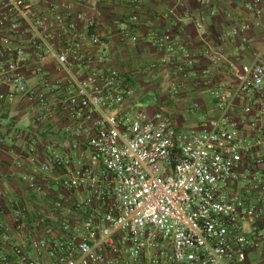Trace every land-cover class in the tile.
I'll return each instance as SVG.
<instances>
[{
    "label": "built area",
    "instance_id": "obj_1",
    "mask_svg": "<svg viewBox=\"0 0 264 264\" xmlns=\"http://www.w3.org/2000/svg\"><path fill=\"white\" fill-rule=\"evenodd\" d=\"M77 2L0 0V103L25 96L49 115L44 101L56 92V110L75 120L85 146L76 161L50 153L39 163L56 172L59 192L49 208L21 203L0 220V264H264V39L245 63L201 51L207 65L225 62L229 81L202 71L215 113L183 131L161 111L121 108L98 22ZM250 10L264 18V0ZM249 27L218 40L244 44ZM153 41L173 52L168 36ZM46 59L61 76L28 88ZM27 153L33 160V144ZM27 187L49 193L33 178Z\"/></svg>",
    "mask_w": 264,
    "mask_h": 264
},
{
    "label": "crops",
    "instance_id": "obj_2",
    "mask_svg": "<svg viewBox=\"0 0 264 264\" xmlns=\"http://www.w3.org/2000/svg\"><path fill=\"white\" fill-rule=\"evenodd\" d=\"M250 5L251 0H79L76 9L98 22L97 29H92V32L102 42L103 70H114L121 79L122 109L135 108L134 100L138 94L132 91L133 82L149 78L152 72H159L160 69L168 71L171 79L170 68L182 70L181 65H184L190 68L185 78L190 73L196 75L195 79L183 83L184 89L197 96L203 93L208 97L207 105L204 99L194 100L193 111L204 112V117H208L215 113L209 98L213 86L205 84L202 71L206 70L208 78L227 83L229 78L224 75L225 62H247L251 51L259 48L263 42L264 18L256 22ZM196 22H201L200 29L195 28ZM242 23L250 25L244 44H235L221 37L218 40V36L227 37L233 27ZM121 31H125L128 37L122 38ZM157 35L168 36L173 46L171 54L157 48L153 41ZM206 47L220 51L225 62L217 66L207 65L200 57ZM184 54L188 55L187 59L183 57ZM166 56L170 58L169 61ZM56 76L61 75L56 74L54 62L46 59L36 75L28 73L27 87L38 86L44 78L55 80ZM161 82L164 83V80ZM50 95L44 101L52 106L49 115L43 114L41 105L25 96L17 97L13 102L0 103L2 222L10 220V212L17 204L49 208L51 195L59 192L58 179L55 171L40 172L39 163L50 153L67 155L76 161L80 150L85 149L82 135L75 130V120L57 111L54 106L56 92ZM155 110L160 111L153 106L146 111ZM173 116L169 118L165 115L176 129L189 130L196 125L186 123L183 116ZM30 144L35 148L31 161L27 153ZM30 178L49 193L43 196L29 189L27 182Z\"/></svg>",
    "mask_w": 264,
    "mask_h": 264
},
{
    "label": "rangeland",
    "instance_id": "obj_3",
    "mask_svg": "<svg viewBox=\"0 0 264 264\" xmlns=\"http://www.w3.org/2000/svg\"><path fill=\"white\" fill-rule=\"evenodd\" d=\"M166 75H169V72L160 69L159 72H152L149 78L133 82L132 91L138 94L137 99L134 100L135 109L146 111L148 107L153 106L169 118L171 115H175L177 117L183 116L186 123H197L202 121L205 113L193 111L194 100L198 98L204 99V103L207 105V95L200 93L197 96L187 91V89H184L182 86L184 82L195 79L196 75L190 73L187 78L183 80L172 75L170 79L171 85L167 89L165 88L166 82H161L162 79H166ZM204 77L207 76L205 75ZM175 116L173 117L175 118ZM173 120L177 121L176 119ZM178 130L182 129L178 128Z\"/></svg>",
    "mask_w": 264,
    "mask_h": 264
},
{
    "label": "trees",
    "instance_id": "obj_4",
    "mask_svg": "<svg viewBox=\"0 0 264 264\" xmlns=\"http://www.w3.org/2000/svg\"><path fill=\"white\" fill-rule=\"evenodd\" d=\"M181 67H182V68H181L182 70H180V69L177 68V67L170 68L171 76L174 75V76H176L177 78L182 79V78H181V75H182V74H185V73H188L189 70H190V68L187 69V67H185L184 65H181ZM185 75H186V74H185ZM182 80H183V79H182Z\"/></svg>",
    "mask_w": 264,
    "mask_h": 264
}]
</instances>
